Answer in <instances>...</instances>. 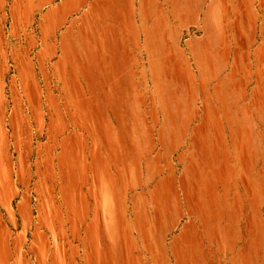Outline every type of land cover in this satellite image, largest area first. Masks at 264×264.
I'll return each mask as SVG.
<instances>
[{
	"label": "crops",
	"instance_id": "obj_1",
	"mask_svg": "<svg viewBox=\"0 0 264 264\" xmlns=\"http://www.w3.org/2000/svg\"><path fill=\"white\" fill-rule=\"evenodd\" d=\"M0 45L47 61L55 97L107 112L132 108L153 62L174 65L177 264H264V0H0ZM103 202L110 226L107 188ZM28 207L15 234L0 225V264H61L51 209L33 224Z\"/></svg>",
	"mask_w": 264,
	"mask_h": 264
},
{
	"label": "rangeland",
	"instance_id": "obj_2",
	"mask_svg": "<svg viewBox=\"0 0 264 264\" xmlns=\"http://www.w3.org/2000/svg\"><path fill=\"white\" fill-rule=\"evenodd\" d=\"M23 55L0 45V225L20 230L24 202L33 224L40 209H51L61 264H177L178 127L162 101L175 92L174 65L153 62L132 108L107 112L93 94L55 97L47 61ZM34 230L24 244L30 258Z\"/></svg>",
	"mask_w": 264,
	"mask_h": 264
}]
</instances>
